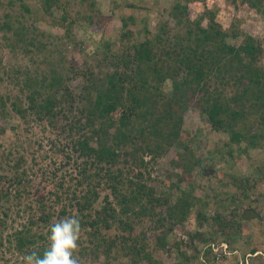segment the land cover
<instances>
[{"label": "rangeland", "instance_id": "rangeland-1", "mask_svg": "<svg viewBox=\"0 0 264 264\" xmlns=\"http://www.w3.org/2000/svg\"><path fill=\"white\" fill-rule=\"evenodd\" d=\"M175 1L58 0L46 9L44 0H0V264H20L21 256L23 260L26 254L43 253L50 225L78 216V206L69 203L76 204L89 187L87 180L78 185L84 176L78 168L83 160L73 145L78 136L77 109L88 104L87 78L102 79L115 70L113 63L121 51L129 47L134 55L131 45L145 40L165 58L164 51L169 50L173 59L183 51L182 43H188L183 53L192 47L196 67L212 51V63L199 77L195 97L186 103L185 110L171 102L173 118L161 125L158 135L169 148L158 156L144 154L143 177L139 178V168L124 158L112 168L119 193L128 192L131 181H141L150 188L143 194L149 214L140 215L142 206L137 205L131 217L135 220L133 229L124 230L116 223L111 229L103 227L96 240L90 234L93 228H82L75 257L83 261L89 253L94 261L100 242L106 255L101 254L97 264H196L199 248L215 241L226 242L230 250L237 251L232 255L233 263L239 256L259 250L262 253L255 262L264 264V140L252 146L246 139L233 140L231 129L208 118L212 101H216L230 107L221 115L232 124L238 121L237 127L242 121L255 122V115L247 109L264 94L260 90L254 93L264 87V78L263 84L255 82L258 72L264 73V0H188L185 17L173 14ZM127 30L132 35L124 39ZM248 36L258 47L254 56L243 52L237 56L229 50L230 46L241 48ZM174 65L180 67L174 78L181 82L187 77V64L175 61ZM251 77L256 80L251 82ZM177 85L169 79L160 90L181 93ZM246 88L252 91L248 93ZM192 93L190 89L189 95ZM152 95L157 98V94ZM32 96L37 103L48 97L64 102L53 109V125L48 117L42 119L30 109ZM180 96L173 99L183 105ZM241 108L248 112L247 117L236 120L233 114L232 118V109ZM177 120L179 135L175 136L171 125ZM255 124L252 131L260 133L262 127ZM182 138L190 143L191 160H204L188 172L175 163L179 153L186 152L180 144ZM69 159V164H64ZM61 184L59 193L64 199L57 202L51 190ZM98 193L96 209L107 203L106 195L118 208L107 178L102 179ZM186 193L191 196L188 203L194 204L183 222L174 223L173 218L180 214L172 218L170 208ZM74 194L77 198L72 200ZM164 197H169V203H157ZM42 202L46 211L53 213L48 222L40 219ZM64 203L68 204L67 214L60 215ZM90 212L95 215L94 210ZM200 212L204 217H199ZM20 231L34 242L20 248ZM113 237L115 246L107 255Z\"/></svg>", "mask_w": 264, "mask_h": 264}, {"label": "trees", "instance_id": "trees-1", "mask_svg": "<svg viewBox=\"0 0 264 264\" xmlns=\"http://www.w3.org/2000/svg\"><path fill=\"white\" fill-rule=\"evenodd\" d=\"M44 1L46 3L45 8L51 9L58 0ZM187 2L188 0H176L172 11L173 14L183 17L187 16ZM7 26L9 29H12L9 23H7ZM190 32H192L191 29ZM18 34L19 33H17V35ZM131 35V30H127L122 37L126 39V37L129 38ZM188 45V43L185 45L182 43L181 47L183 51L173 59L169 50L164 51L167 54V58L161 54L158 55L151 41L145 40L141 43L136 42L131 45V47L135 48L134 55L129 52V47H127L128 49L126 48V50L121 51L116 56L118 61L116 60L113 63L115 65V70L107 73L102 79H94L93 77L87 78L85 96L88 99V104L84 105L83 108L80 107V109H77L79 115L76 119L77 123L75 124L78 127V136L74 139L73 145L78 154L77 157L83 160L79 163L78 168L79 172L84 176L79 180L78 185H83L87 180L89 187L88 191L84 195H81L76 201V204L70 201L69 205L72 207L78 206L79 214L77 218L80 220L81 229L85 227L93 228L90 234L94 240L98 238V233L103 227L111 229L116 223L119 228L124 230H128L129 228L133 229L135 220H131V217L137 205L142 206L140 215L149 214L147 211L149 207L143 203L145 200L143 194L148 193V189L150 188L141 181H136L138 182L137 184L131 181V189L129 188L126 193H119V183L116 181L117 175L114 174L112 168L118 166L121 158H124L125 162L132 167L135 166L136 169L139 168L138 176L141 178L144 175L140 170L142 169L141 165L145 164L144 154L151 153L158 156L166 152L169 148L167 145L164 146L161 140L159 141L158 135L161 133V125L169 123L173 118L170 107L172 106L171 102H174L178 109L181 108L185 110L187 108L186 103L189 101L191 102L193 97H195L193 94H195V90H197L196 86L200 84V81L198 82L199 77L205 74V67L208 66L207 64H211L213 59L211 51L207 55L208 57L205 62H202L196 67L192 59V47H189L191 48L189 53H183ZM228 48L231 52H236V55L243 52L248 56H254L255 52L258 50L252 36H248L245 39L241 48L234 49L231 46ZM175 61H182L183 64H187V77L181 82H176L174 78L178 71H180V67L174 65ZM254 75L255 73L253 72L252 77ZM258 75L259 78H257V81L251 77V82L255 81L258 84H263L264 73L258 72ZM169 79H173L174 85L178 83L177 86L179 88L181 87L179 89L181 93H179L178 90L174 92L171 91L169 94L162 93L160 90L161 85ZM57 81L59 80L57 79ZM196 82H198V84H196ZM190 89L194 90L192 96L189 95ZM246 89H248V93L252 91L250 88ZM259 90L264 93V87L262 85L258 90L255 89L254 93H260ZM93 91H95L94 94ZM153 93L157 94V98L152 97ZM180 94V97L185 101L183 105L179 102L177 103L173 99ZM166 97L168 101L159 100V98L165 99ZM246 100L249 101V98ZM31 103L30 109H35L42 119L48 117L51 125L54 124L52 122L55 117L53 109L64 104L62 100H56L51 97H48L43 103H37V99L34 96L31 97ZM72 103L74 104V96L72 97ZM212 103L208 116L210 122L223 128L231 129L233 140L241 141V139H246L249 141V146L257 145L259 144L258 142L264 140V94L259 96L257 103L253 104L252 107L248 104L249 109L247 110L255 115V122L251 120L244 124V121H242L241 127H237L236 123H238V121L232 124V120L226 121V119L222 117L221 112L231 110L226 103L223 104L222 102L218 103L216 101H212ZM16 109L20 113H25V110L21 106H16ZM59 110L61 111L63 108L61 107ZM232 111V118L234 114L236 120L238 118H246L248 114L243 108L240 110L232 109ZM255 123L262 127L260 133L252 131L256 126ZM111 129H113L114 132H112ZM171 133L175 134V136L179 135V120L171 125ZM170 135L171 134H169V136ZM111 139L114 140V142H112ZM180 144L184 146L186 154L179 153L178 159L175 160L177 165H181V167L188 172L191 171L196 164H204V160L200 158L191 160L190 143H188L187 140L182 138ZM71 160L72 159H69V161H66L64 164L68 165ZM105 178L110 182V188L111 190L113 189L118 208L114 204L112 205L111 201L109 203V195H106L107 203L109 204L106 203L102 209L95 208V204L99 198L98 189L101 186L102 179ZM0 180H2V178H0ZM62 188L63 185L61 184L60 187L56 186L51 190L52 194H56L57 202H62L64 199L61 195L62 193L59 191ZM152 193L153 191L151 190L150 194L152 195ZM190 197L189 193H186L176 206L170 208L172 218L174 215L180 214L176 219L175 217L173 218L174 223L176 220L183 222L189 215L192 204H194L192 203L190 205V203H188ZM76 198L77 194H74L71 199L75 200ZM149 201L152 202L153 199L150 198ZM157 201V203L162 204L169 203V197H164V199H158ZM67 206L68 204H63V207L59 211L60 215L67 214ZM40 208L43 212L40 219L45 222L50 221L53 213L46 211V203L42 202ZM152 208L154 209L155 207ZM85 210L89 211L85 212ZM93 210L95 211V215L91 216L90 211ZM199 214V217H204L203 212ZM31 222L34 224V220ZM104 238L105 236H102V239ZM115 238L116 237H113V240L107 247V255L110 253L112 247L115 246ZM33 242L34 238L31 239L23 231L19 232L17 244L20 248H23L26 244H32ZM99 243L100 242L97 243L95 250L96 258H99L101 254L106 255V251L102 248L104 243ZM141 245L144 246V244ZM45 249L46 247L43 251ZM137 249V253H139L141 250L139 248ZM142 249H144V247H142ZM133 250H135V247ZM207 252L210 251L207 250ZM146 255L148 258L150 257L149 253Z\"/></svg>", "mask_w": 264, "mask_h": 264}, {"label": "clouds", "instance_id": "clouds-1", "mask_svg": "<svg viewBox=\"0 0 264 264\" xmlns=\"http://www.w3.org/2000/svg\"><path fill=\"white\" fill-rule=\"evenodd\" d=\"M80 230V220L75 216L63 218L50 225L49 243L43 254L36 252L26 254L23 257L24 264H78L74 253L78 247ZM249 253H257V255L252 257V260L258 264L255 259L262 252L256 250ZM246 255L243 257H246Z\"/></svg>", "mask_w": 264, "mask_h": 264}, {"label": "built area", "instance_id": "built-area-1", "mask_svg": "<svg viewBox=\"0 0 264 264\" xmlns=\"http://www.w3.org/2000/svg\"><path fill=\"white\" fill-rule=\"evenodd\" d=\"M200 254L196 264H256L252 260V257L257 253H248L246 257H238L235 263L232 261V255L237 251L229 249V245L226 242L217 243L215 241L208 242L199 248ZM209 250L210 252H207ZM20 264H24L22 256L20 257Z\"/></svg>", "mask_w": 264, "mask_h": 264}, {"label": "crops", "instance_id": "crops-1", "mask_svg": "<svg viewBox=\"0 0 264 264\" xmlns=\"http://www.w3.org/2000/svg\"><path fill=\"white\" fill-rule=\"evenodd\" d=\"M90 256V254L89 253H86V254H84V259H83V261H81V259H77V257H75L77 260H78V264H97V263H100V261H101V256H99V258H96L95 256H94V261L93 260H91V258L89 257ZM89 258V259H88ZM238 259V258H237Z\"/></svg>", "mask_w": 264, "mask_h": 264}]
</instances>
